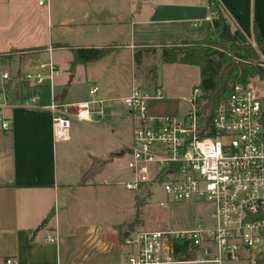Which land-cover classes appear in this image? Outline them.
Instances as JSON below:
<instances>
[{"label": "crops", "instance_id": "obj_1", "mask_svg": "<svg viewBox=\"0 0 264 264\" xmlns=\"http://www.w3.org/2000/svg\"><path fill=\"white\" fill-rule=\"evenodd\" d=\"M140 1L142 5L188 9L190 15L157 22L189 21L195 29L201 27L200 23L205 24L204 37L183 41L203 40L216 16H220L217 39L222 42L255 45L254 25L264 39V0H215L214 3L209 0ZM42 2L40 5L39 0H0V89L5 86L8 106L3 113L11 127L9 133L0 130V264H5L6 259H12L14 264H124L130 249L123 245L120 234L126 236V224L129 222L118 223L85 214V211L95 208L97 201L94 198L86 201L83 195L95 194L104 185L98 177H101L100 172L105 166L97 161L96 175L86 179L93 153L79 152L71 147V139L55 142L51 113L27 105L31 95L40 97V106L47 103L48 92L45 88H32L22 75L35 72L45 60V55L47 61L50 58L53 63L55 54L60 51L52 48L51 9L48 3L44 5L45 0ZM104 16L102 14L101 17ZM148 16L145 22L153 23L154 20H149ZM206 17L209 20H205ZM194 22L198 23L197 27L193 26ZM130 48L132 59L135 52L141 53L139 65L157 52L156 47L149 44H133ZM118 53L112 50L109 56H117ZM160 61L162 72L158 74L154 64L155 68L149 69L152 77L137 85L146 91L160 86L164 94L162 101L172 106L180 101L185 106L183 98L199 83V69L191 65L165 64L161 57ZM134 68L133 65L130 89L119 97L120 101L135 84ZM4 72L9 75L7 81L2 80ZM192 74L195 79L191 78ZM57 77L54 78V90L59 89L63 103L87 101H63L69 89L64 90L66 81L62 82ZM94 82L88 83L87 95L93 86L98 87L96 95L100 92V86ZM95 96L91 99L97 103L92 105L85 121H90L91 115L101 111V104L110 102L106 95ZM173 108L167 106L158 111L148 107V113L152 116L167 115L174 111ZM181 114L176 112L170 116ZM48 236L56 240L49 242Z\"/></svg>", "mask_w": 264, "mask_h": 264}, {"label": "built area", "instance_id": "obj_2", "mask_svg": "<svg viewBox=\"0 0 264 264\" xmlns=\"http://www.w3.org/2000/svg\"><path fill=\"white\" fill-rule=\"evenodd\" d=\"M58 74L49 58L22 78L32 88L47 90V103L40 106V97L31 95L27 105L49 111L54 141L68 142L69 119L87 120L97 101L63 103L54 90ZM8 79L4 72L2 80ZM5 90V86L0 89V130L9 133L10 123L3 113L8 106ZM97 91L93 86L88 95L93 97ZM201 94L198 85L193 86L183 98L184 113L173 116L148 113V101L164 98L160 86L146 91L133 85L121 98L134 123L126 147L132 179L124 187L139 192L146 186L148 196L161 187L173 202L208 207L207 219L189 229L127 232L122 242L130 252L124 264H254L264 253V79L234 83L208 125L201 121ZM47 240L56 239L48 236ZM5 264L14 261L6 259Z\"/></svg>", "mask_w": 264, "mask_h": 264}, {"label": "rangeland", "instance_id": "obj_3", "mask_svg": "<svg viewBox=\"0 0 264 264\" xmlns=\"http://www.w3.org/2000/svg\"><path fill=\"white\" fill-rule=\"evenodd\" d=\"M50 6L52 33L50 40L52 48L60 50L55 54L53 64L60 72L58 80L65 82L64 90L69 89L63 101L90 100L87 95L88 83L94 82L100 86V94L110 98V102L101 104L100 112L91 115L90 121L69 119L71 147L79 152H92L100 165L105 168L100 172L99 180L104 181L95 194H84L89 201L96 199L95 208L85 214L89 217H99L107 221L126 223L127 232L142 230H183L193 227L196 223L207 219L208 207H200L193 203H178L171 201L161 187L152 189V194L146 199L141 209V215L135 217V195L137 191L127 190L124 183L132 179L127 168L128 155L126 147L131 143L134 123L126 107L119 97L126 94L131 86L132 69L135 84H143L151 76L149 69L156 66L158 74L163 67L160 61V45L180 42L183 39H199L204 37L205 24L193 28L192 22L163 23L157 20L165 18L178 19L190 16L180 8L155 5H142L140 0H45ZM150 12H149V11ZM102 14L105 16L102 18ZM148 19L154 20L148 24ZM203 24V25H202ZM154 45L157 52L150 54L148 60L137 65L131 57L130 45ZM242 45V44H241ZM244 46V45H243ZM251 46L255 49V45ZM113 48L118 55L110 53L105 59L94 62L76 63L71 67L73 48ZM40 50V49H37ZM230 52L236 51L230 48ZM257 60L252 64L264 70V49L255 50ZM136 53L135 55H137ZM242 55V53H238ZM244 55V54H243ZM115 56V57H114ZM47 55H45L46 63ZM142 63V62H141ZM155 64V66H154ZM106 65V66H105ZM108 66V67H107ZM34 72V71H33ZM31 72V73H33ZM55 77V78H56ZM195 79V75H191ZM159 82V77L158 80ZM59 95V89H55ZM150 103V104H149ZM173 108L174 113H182V102L168 105L167 101H148L147 108ZM156 115V116H167ZM117 150V152H116ZM123 152L122 155H119ZM75 153V157H76ZM71 159H73L71 157ZM101 168V167H100ZM164 203L165 208L159 204ZM133 219V220H132ZM132 220V221H131ZM131 221V222H130ZM142 222V225H141ZM135 225V226H133ZM141 225V226H140ZM125 226V225H124ZM120 238L123 236L120 234ZM223 264H248L247 262H224Z\"/></svg>", "mask_w": 264, "mask_h": 264}, {"label": "trees", "instance_id": "obj_4", "mask_svg": "<svg viewBox=\"0 0 264 264\" xmlns=\"http://www.w3.org/2000/svg\"><path fill=\"white\" fill-rule=\"evenodd\" d=\"M209 2L214 3L215 0H209ZM219 29L220 16H216L212 20L211 30L203 40H184L179 43L164 44L160 47L163 63L191 65L199 69L198 87L202 93L200 116L204 125H208L220 104L226 100L234 83L246 82L251 77L264 79V70L252 64V61L257 60L255 50L264 49V39L256 25L253 26L255 49L249 43L239 45L218 40ZM230 48L236 53L232 54ZM112 50L114 49L110 47L74 48L71 50L73 55L71 67L76 63L97 61ZM136 53L138 54L135 55ZM238 53H242V55H238ZM135 54V63L139 65L141 53L137 51ZM152 70L154 71V69ZM143 188L144 190H140L135 195L134 218L141 215V209L149 197L148 188L146 186ZM185 256L190 257L189 254H185ZM254 264H264V253L255 258Z\"/></svg>", "mask_w": 264, "mask_h": 264}, {"label": "water", "instance_id": "obj_5", "mask_svg": "<svg viewBox=\"0 0 264 264\" xmlns=\"http://www.w3.org/2000/svg\"><path fill=\"white\" fill-rule=\"evenodd\" d=\"M122 154H123V152H120L119 155H122ZM97 170H98L97 160L95 158H92L91 166H90V168H89V170L87 171V174H86V179H92L93 176L96 175Z\"/></svg>", "mask_w": 264, "mask_h": 264}]
</instances>
